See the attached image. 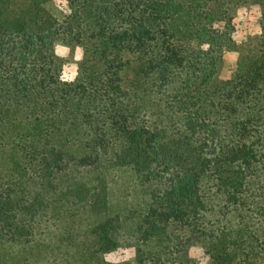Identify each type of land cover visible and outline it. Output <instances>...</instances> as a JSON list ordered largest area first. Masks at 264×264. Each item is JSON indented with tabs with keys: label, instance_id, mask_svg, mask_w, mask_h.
<instances>
[{
	"label": "trees",
	"instance_id": "16d2710c",
	"mask_svg": "<svg viewBox=\"0 0 264 264\" xmlns=\"http://www.w3.org/2000/svg\"><path fill=\"white\" fill-rule=\"evenodd\" d=\"M47 1L0 0V241L31 242L44 186L82 167L101 191L64 190L96 213L94 254L116 248L102 176L127 166L149 189L136 264H196L193 244L210 264H250L264 236V38L221 79L226 0H66L62 19ZM58 41L83 49L73 81Z\"/></svg>",
	"mask_w": 264,
	"mask_h": 264
},
{
	"label": "rangeland",
	"instance_id": "374dc122",
	"mask_svg": "<svg viewBox=\"0 0 264 264\" xmlns=\"http://www.w3.org/2000/svg\"><path fill=\"white\" fill-rule=\"evenodd\" d=\"M226 2L227 18L230 21L227 26L234 47L224 53L223 65L219 72L221 79H228L236 69L240 47L245 50H256L260 38H264V0ZM45 7L59 19L68 12L66 0H49ZM224 25L217 24L220 28ZM54 53L62 59L61 80L73 81L83 58V49L58 41L55 43ZM2 156L5 159L7 153H3ZM3 168L4 170L7 168L6 163H3ZM88 170L90 169L82 167L71 168L70 171L61 173L59 176L60 179L63 177L61 182L55 181L51 186H44L46 192L39 201L41 204L33 220L35 227L33 240L29 243L0 241V264H136V229L139 214L149 201L148 185L143 184L144 182L127 166L110 167L104 172L102 178L106 177L107 187L105 214L118 218L114 234L118 246L94 254L96 247L91 230L97 217L96 213L88 208L83 209L81 201L74 198L73 193L64 190L66 187L72 191L84 184L87 187L98 186V179H95L97 172L92 173ZM70 173L72 179L66 177ZM97 190L100 192L101 188L98 186ZM236 216L235 213L228 214L222 219L221 224L237 223ZM242 219L246 225L263 222L257 215H248ZM262 240L263 243L245 247L244 254L250 255V264H264V236L260 237L259 242ZM187 255L196 264H210L209 256L198 244L187 247ZM106 258H117L119 261L111 263ZM186 261L184 259L185 264H193ZM173 263L176 262L170 261L165 264Z\"/></svg>",
	"mask_w": 264,
	"mask_h": 264
},
{
	"label": "crops",
	"instance_id": "0c3cea01",
	"mask_svg": "<svg viewBox=\"0 0 264 264\" xmlns=\"http://www.w3.org/2000/svg\"><path fill=\"white\" fill-rule=\"evenodd\" d=\"M133 256H134V254H133ZM107 259V261H109V262H111V263H115L116 261H119L117 258H113V259H111V258H106ZM117 259V260H116ZM173 264H176V263H173Z\"/></svg>",
	"mask_w": 264,
	"mask_h": 264
}]
</instances>
